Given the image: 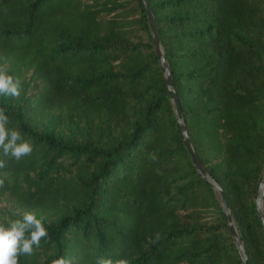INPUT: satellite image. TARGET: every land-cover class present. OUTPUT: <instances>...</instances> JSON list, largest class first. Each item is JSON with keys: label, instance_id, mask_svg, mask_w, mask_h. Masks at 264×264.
<instances>
[{"label": "trees", "instance_id": "1", "mask_svg": "<svg viewBox=\"0 0 264 264\" xmlns=\"http://www.w3.org/2000/svg\"><path fill=\"white\" fill-rule=\"evenodd\" d=\"M147 1L189 141L264 264V0ZM0 69L20 82L6 127L32 149H0V224L33 212L48 232L18 264H242L141 0H0Z\"/></svg>", "mask_w": 264, "mask_h": 264}, {"label": "clouds", "instance_id": "2", "mask_svg": "<svg viewBox=\"0 0 264 264\" xmlns=\"http://www.w3.org/2000/svg\"><path fill=\"white\" fill-rule=\"evenodd\" d=\"M20 82L14 79L5 69H0V95L18 96ZM8 117L0 109V149L4 155L16 159L31 152V145L24 141L18 130L6 127ZM19 141V142H18ZM27 234V235H26ZM48 232L42 218L33 212H25L21 217L0 224V264H18V254H31L33 246H39L40 240ZM60 264H64L63 261ZM97 264H111L110 260H98ZM120 264H126L121 261Z\"/></svg>", "mask_w": 264, "mask_h": 264}, {"label": "water", "instance_id": "3", "mask_svg": "<svg viewBox=\"0 0 264 264\" xmlns=\"http://www.w3.org/2000/svg\"><path fill=\"white\" fill-rule=\"evenodd\" d=\"M141 1L143 3L145 14H146V17H147L148 22L150 24V27H151V36H152L153 47H154L156 55L158 57V60H159V63H160V66H161V69L163 72V76H164V79L166 82L167 89L171 95V102H172V106H173V110H174V114H175V119H176V122L178 124L180 134L182 136V141H183L184 147L187 150L189 157H190V160L192 162V165L194 166V168L196 169L198 174L210 183L213 190L218 195L219 201L221 204V208H222V211H223L224 216H225L226 224L230 230L231 236H232L234 244L238 250V253H239L240 257L242 258V264H247V259H246L243 243H242L241 237L237 231V228L234 224L232 216L230 214L229 206H228L227 200L225 198L224 192H223L222 188L219 185H217L209 177V175L206 173V171L204 170L196 152L194 151V149H193V147L189 141L188 134L186 132V129H185V126L183 123L182 113H181L180 105L178 102V98H177L176 93L174 91L170 72L168 70V66H167V63H166V60L164 57L162 46H161L159 38H158L157 26H156L154 16L152 14V11L150 9L148 1L147 0H141ZM263 195H264V172H263L262 177L258 183L257 194H256V197L254 200L255 212H256V215L258 217L259 223H260V225L264 231Z\"/></svg>", "mask_w": 264, "mask_h": 264}, {"label": "rangeland", "instance_id": "4", "mask_svg": "<svg viewBox=\"0 0 264 264\" xmlns=\"http://www.w3.org/2000/svg\"><path fill=\"white\" fill-rule=\"evenodd\" d=\"M216 193V192H215ZM217 195V194H216ZM218 196V195H217ZM219 198V197H218ZM264 201V200H263Z\"/></svg>", "mask_w": 264, "mask_h": 264}, {"label": "bare ground", "instance_id": "5", "mask_svg": "<svg viewBox=\"0 0 264 264\" xmlns=\"http://www.w3.org/2000/svg\"><path fill=\"white\" fill-rule=\"evenodd\" d=\"M263 210H264V208H263Z\"/></svg>", "mask_w": 264, "mask_h": 264}]
</instances>
